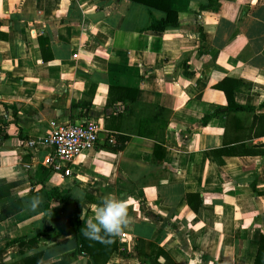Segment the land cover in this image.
Here are the masks:
<instances>
[{"label": "crops", "instance_id": "crops-1", "mask_svg": "<svg viewBox=\"0 0 264 264\" xmlns=\"http://www.w3.org/2000/svg\"><path fill=\"white\" fill-rule=\"evenodd\" d=\"M207 4L171 0L179 23L155 32L147 27L164 13L133 0H0V264L70 255L74 202L86 224L109 195L127 200L129 223L106 264H138V239L174 264L254 263L264 234V0ZM224 85L251 110H227ZM89 118L104 138L62 178L45 165L42 139Z\"/></svg>", "mask_w": 264, "mask_h": 264}, {"label": "trees", "instance_id": "trees-1", "mask_svg": "<svg viewBox=\"0 0 264 264\" xmlns=\"http://www.w3.org/2000/svg\"><path fill=\"white\" fill-rule=\"evenodd\" d=\"M135 2L147 5L149 8L160 10L164 13V16L160 19L152 18L147 30H152L155 32H162L168 26H176L179 23L178 13L172 7L171 0H133ZM218 0H208V4L204 7H211ZM227 79L224 78V82L226 83ZM225 91L228 105L227 110H251L249 107H245L242 105H238L234 102L233 91L232 89H228L226 85L221 86ZM121 89L120 87H111V91H118ZM82 107V103L78 104ZM111 105L108 102L106 108ZM221 112L220 109L214 111L212 114L204 117V123L208 121L211 116H215ZM0 135H1V127H0ZM123 146V143L118 145L116 149H119ZM188 203L192 206L194 210H197L199 204H201V199L198 200L197 204L193 205L191 202V195L188 196ZM78 203L74 202V215L67 221V225L69 229L67 230L68 234H72L75 236L77 241V247L70 255H66L60 258L55 263L52 264H69L73 260H76L81 254H86L89 257L87 264H106L109 260L110 256L113 252L119 249V240L118 234L114 235H104L101 233L103 237L102 240H96L85 237L81 229L85 227L79 215ZM10 243H19V246L23 243V239H14L11 240ZM136 251L138 253V264H174L168 252L161 247L159 244L148 241L145 239H138ZM40 255L35 253L31 256L23 258L21 261L13 263V264H41ZM164 259V263H161L160 259ZM253 264H264V234H262L259 242V246L257 249L255 261Z\"/></svg>", "mask_w": 264, "mask_h": 264}, {"label": "built area", "instance_id": "built-area-1", "mask_svg": "<svg viewBox=\"0 0 264 264\" xmlns=\"http://www.w3.org/2000/svg\"><path fill=\"white\" fill-rule=\"evenodd\" d=\"M99 125L94 119H83L67 125L53 127L44 137L43 143L49 147L45 157V165L62 178L72 176V163L78 156L94 149L99 140ZM114 143L113 138L110 139ZM35 146L36 141H29Z\"/></svg>", "mask_w": 264, "mask_h": 264}, {"label": "clouds", "instance_id": "clouds-1", "mask_svg": "<svg viewBox=\"0 0 264 264\" xmlns=\"http://www.w3.org/2000/svg\"><path fill=\"white\" fill-rule=\"evenodd\" d=\"M40 203L41 198L36 196L31 198L29 206L32 210H35ZM128 223L127 200L109 195L96 208L94 219L89 218L86 221V225L81 229V232L87 238L102 240L101 233L104 235L118 234L122 228L128 226Z\"/></svg>", "mask_w": 264, "mask_h": 264}, {"label": "water", "instance_id": "water-1", "mask_svg": "<svg viewBox=\"0 0 264 264\" xmlns=\"http://www.w3.org/2000/svg\"><path fill=\"white\" fill-rule=\"evenodd\" d=\"M99 137H100L101 139H103V138H104V135L101 133V134H99Z\"/></svg>", "mask_w": 264, "mask_h": 264}]
</instances>
